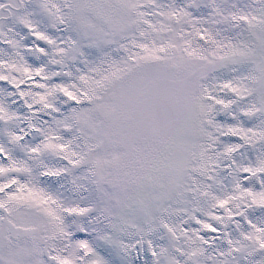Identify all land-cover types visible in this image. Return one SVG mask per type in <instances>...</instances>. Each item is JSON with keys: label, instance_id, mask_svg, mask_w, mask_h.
<instances>
[{"label": "snow or ice", "instance_id": "1", "mask_svg": "<svg viewBox=\"0 0 264 264\" xmlns=\"http://www.w3.org/2000/svg\"><path fill=\"white\" fill-rule=\"evenodd\" d=\"M0 264H264V0H0Z\"/></svg>", "mask_w": 264, "mask_h": 264}]
</instances>
